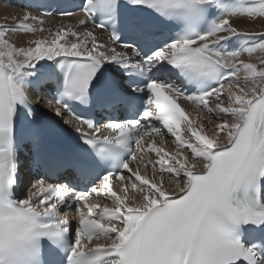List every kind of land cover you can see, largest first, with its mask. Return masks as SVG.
I'll use <instances>...</instances> for the list:
<instances>
[{
    "label": "snow or ice",
    "instance_id": "6c2138e0",
    "mask_svg": "<svg viewBox=\"0 0 264 264\" xmlns=\"http://www.w3.org/2000/svg\"><path fill=\"white\" fill-rule=\"evenodd\" d=\"M32 6L43 11L0 24V264H264V32L232 22L264 18V0ZM77 12L27 46L8 37Z\"/></svg>",
    "mask_w": 264,
    "mask_h": 264
},
{
    "label": "bare ground",
    "instance_id": "6f19581e",
    "mask_svg": "<svg viewBox=\"0 0 264 264\" xmlns=\"http://www.w3.org/2000/svg\"><path fill=\"white\" fill-rule=\"evenodd\" d=\"M245 2L253 3V2H255V0H245ZM13 9H15V10L14 11L10 10V13H11V16L14 15L15 19L13 17L14 22L11 23V25H9V26H14L17 23V21L19 20V18H21L26 12L27 13H31L33 15H39L38 13H33V12H29V11H23V10L16 9V8H13ZM6 10H7L6 8H2V10L0 11V22L3 21V23H4V21H10V18L6 19V17H5V16H7V14L4 15ZM44 21L45 22L43 24V27H44L45 31L40 36H47L49 29L55 30L58 27H60L61 24H64V25H68L70 23L71 24H76L75 20L72 19V18H70V19H68V18H58V17H55V16L44 17ZM232 22L234 23L235 26H237L239 29H242V30L254 31V32H257V33L264 32V18H256V20H254V21H250L247 18H234V20ZM3 23H0V24H3ZM4 24H6V23H4ZM77 31H82V30L77 29ZM10 34L12 36V38H10V40L12 42L16 43L17 46H27L26 43H25V40H24L25 37L23 38L20 35V34H22L21 32L9 33L8 35H10ZM99 40L102 41L101 39H99ZM23 44H25V45H23ZM260 55L261 54L258 53V52L253 54L252 57H249L247 54H245V55L241 56V59L244 60L245 62L258 63L257 57H259ZM240 75H241V77H243L244 73L241 72ZM40 106H42V105H40ZM43 107H44V109L46 111L47 110L49 112H50V110L52 111V109L50 107H48V105L43 106ZM190 115H191V117L193 119L203 118L204 121H205L206 128H210L212 123H219V121L214 120L213 117H209L208 115H206L204 112H202L200 110H190Z\"/></svg>",
    "mask_w": 264,
    "mask_h": 264
},
{
    "label": "rangeland",
    "instance_id": "374dc122",
    "mask_svg": "<svg viewBox=\"0 0 264 264\" xmlns=\"http://www.w3.org/2000/svg\"><path fill=\"white\" fill-rule=\"evenodd\" d=\"M2 8H6L7 10H6V12L4 13V15H6L7 14V16H5L6 17V19L8 18H10V21H4V23H6L7 25H11V23H13L14 22V19H15V17H14V15H12L11 16V13H10V10H12V11H14L15 9H13L12 7H5L4 5H3V2H2V0H0V11L2 10ZM9 16V17H8ZM13 17H14V19H13ZM0 23H3V21H1ZM3 23V24H4ZM23 38H24V40H25V43L28 41V40H30V39H34V38H36V37H39L40 35H42V33H40V32H37V33H35V35L33 36V35H31V34H20ZM19 36V35H18ZM8 37L9 38H12V36H11V34L10 35H8ZM41 37V36H40ZM23 45H25V44H23ZM225 95H226V93H225ZM43 106H46L47 105V103H45V104H42ZM49 107V106H48ZM166 186H168V187H170L171 188V186L172 185H168L167 184V182H166ZM174 187V186H173Z\"/></svg>",
    "mask_w": 264,
    "mask_h": 264
}]
</instances>
